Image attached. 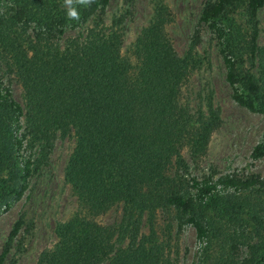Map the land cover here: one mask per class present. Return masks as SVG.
Listing matches in <instances>:
<instances>
[{
  "label": "trees",
  "instance_id": "obj_1",
  "mask_svg": "<svg viewBox=\"0 0 264 264\" xmlns=\"http://www.w3.org/2000/svg\"><path fill=\"white\" fill-rule=\"evenodd\" d=\"M110 2L14 0L10 16L0 11V40L10 48L25 91L21 105L0 82V206L19 200L39 168L21 159L24 140L38 144L45 158L55 135L73 130L76 143L64 179L81 210L56 222V242L40 252L36 264H170L154 227L158 209H174L179 227H193L201 244L193 264H264V177L185 180L177 174L187 168L184 148L203 154L221 117L211 101L206 112L195 113L180 101L189 64L166 36L167 6L153 0L152 19L136 39L134 64L121 56V35L112 25H86ZM70 8L78 19L68 15ZM262 8L264 0H209L199 14L216 36L231 99L260 113ZM20 20L33 24L35 38H3V30ZM251 156L264 157V132ZM116 204L122 208L118 224L96 220ZM24 222L21 214L13 223L0 263Z\"/></svg>",
  "mask_w": 264,
  "mask_h": 264
},
{
  "label": "rangeland",
  "instance_id": "obj_2",
  "mask_svg": "<svg viewBox=\"0 0 264 264\" xmlns=\"http://www.w3.org/2000/svg\"><path fill=\"white\" fill-rule=\"evenodd\" d=\"M14 0H0V11L12 14ZM168 8L165 33L178 56L189 64L188 76L183 83L180 101L187 110L206 112L207 101L219 108L220 124L212 132L203 154L194 155L189 146L183 150L186 169H177L183 179L189 176L201 178L212 175L215 179L229 174L241 179L252 175L264 177V157L255 159L252 149L264 132V113L253 112L239 106L230 97V87L225 81V71L213 31L200 22L199 14L209 0H161ZM153 14V0H111L98 11L87 27L95 21L116 29L121 35V56L136 63L134 49L138 34L146 27ZM261 28L260 41L264 43V8L258 14ZM103 21H101V20ZM3 30V38L25 42L34 39L36 31L32 23ZM85 27V28H84ZM86 26L68 29L66 36L77 34ZM49 43H55L52 36ZM9 46L0 40V82L8 86L13 97L25 105L24 86L9 53ZM73 130L65 136L57 133L45 158H41L40 146L26 138L20 150L21 159L30 158L33 167L24 195L13 201L9 208L0 206V253L9 231L22 214L25 222L15 238L12 249L0 264H36L40 252L56 242L54 226L81 210L77 196L64 179V171L75 147ZM121 204L110 207L96 220L103 225H115L121 221ZM177 213L173 209H158L154 227L164 243L165 257L170 264H193L200 250L193 227L178 226ZM148 224L143 232L148 233ZM14 261V263H11Z\"/></svg>",
  "mask_w": 264,
  "mask_h": 264
},
{
  "label": "clouds",
  "instance_id": "obj_3",
  "mask_svg": "<svg viewBox=\"0 0 264 264\" xmlns=\"http://www.w3.org/2000/svg\"><path fill=\"white\" fill-rule=\"evenodd\" d=\"M65 2L69 5L72 4L73 0H65ZM80 3H86L87 0H79ZM68 15L72 18H75V19H78L79 16H78V13L77 11L74 9V8H70L69 11H68Z\"/></svg>",
  "mask_w": 264,
  "mask_h": 264
}]
</instances>
